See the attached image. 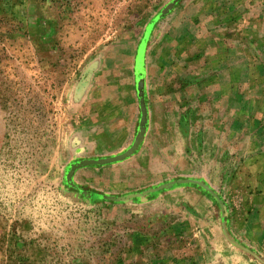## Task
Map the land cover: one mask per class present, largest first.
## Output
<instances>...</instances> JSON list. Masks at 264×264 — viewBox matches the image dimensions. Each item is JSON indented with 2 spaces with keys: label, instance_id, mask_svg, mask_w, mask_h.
<instances>
[{
  "label": "rangeland",
  "instance_id": "rangeland-1",
  "mask_svg": "<svg viewBox=\"0 0 264 264\" xmlns=\"http://www.w3.org/2000/svg\"><path fill=\"white\" fill-rule=\"evenodd\" d=\"M0 264H264V0H0Z\"/></svg>",
  "mask_w": 264,
  "mask_h": 264
},
{
  "label": "water",
  "instance_id": "water-1",
  "mask_svg": "<svg viewBox=\"0 0 264 264\" xmlns=\"http://www.w3.org/2000/svg\"><path fill=\"white\" fill-rule=\"evenodd\" d=\"M102 162H105V160H99V161L86 160V161L80 162L79 165L81 166V165H86V164L102 163Z\"/></svg>",
  "mask_w": 264,
  "mask_h": 264
}]
</instances>
